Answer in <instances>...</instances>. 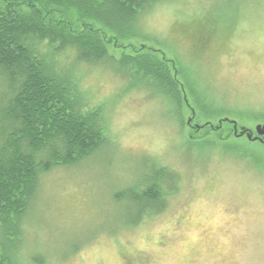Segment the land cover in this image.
Segmentation results:
<instances>
[{"label":"rangeland","instance_id":"obj_1","mask_svg":"<svg viewBox=\"0 0 264 264\" xmlns=\"http://www.w3.org/2000/svg\"><path fill=\"white\" fill-rule=\"evenodd\" d=\"M141 24L163 46L104 32L110 52L174 61L186 107L113 70L69 63L102 105L110 141L42 177L23 264H264V0H174ZM159 166L167 207L134 225L145 204L124 193Z\"/></svg>","mask_w":264,"mask_h":264},{"label":"trees","instance_id":"obj_2","mask_svg":"<svg viewBox=\"0 0 264 264\" xmlns=\"http://www.w3.org/2000/svg\"><path fill=\"white\" fill-rule=\"evenodd\" d=\"M173 1L0 0V264H23L24 224L42 177L82 163L110 141L102 105L90 104L69 63L113 70L133 86L139 82L135 89L185 109L174 61L152 49L117 57L104 39L107 32L117 41L163 46L143 34L141 20ZM53 13L74 18L73 27L50 20ZM205 31L197 30L199 47ZM166 175L164 168L152 171L141 188L124 193L145 204L134 225L166 209Z\"/></svg>","mask_w":264,"mask_h":264},{"label":"water","instance_id":"obj_3","mask_svg":"<svg viewBox=\"0 0 264 264\" xmlns=\"http://www.w3.org/2000/svg\"><path fill=\"white\" fill-rule=\"evenodd\" d=\"M258 131H259V133H260L261 135H263V134H264V132L262 131V129H261V128H259V129H258Z\"/></svg>","mask_w":264,"mask_h":264},{"label":"flooded vegetation","instance_id":"obj_4","mask_svg":"<svg viewBox=\"0 0 264 264\" xmlns=\"http://www.w3.org/2000/svg\"><path fill=\"white\" fill-rule=\"evenodd\" d=\"M262 137L264 136V135H261Z\"/></svg>","mask_w":264,"mask_h":264}]
</instances>
